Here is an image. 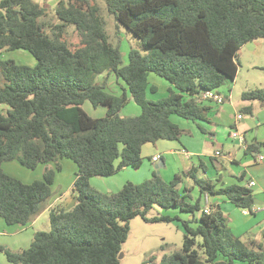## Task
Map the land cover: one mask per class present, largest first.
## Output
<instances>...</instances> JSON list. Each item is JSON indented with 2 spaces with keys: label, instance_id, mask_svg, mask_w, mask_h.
Listing matches in <instances>:
<instances>
[{
  "label": "trees",
  "instance_id": "1",
  "mask_svg": "<svg viewBox=\"0 0 264 264\" xmlns=\"http://www.w3.org/2000/svg\"><path fill=\"white\" fill-rule=\"evenodd\" d=\"M116 21L141 39L144 53L132 49L120 66L118 43L111 39L98 0H59L52 13L36 0H0V51L25 49L37 59L33 67L13 59L0 60V217L8 225L26 226L49 204L61 159L77 165L71 209H50V230L34 234L28 248L0 246L13 264H120L119 254L130 232V220L170 222L177 216H148L153 208H179L199 224L182 221V248L155 264H264V243H245L234 236L219 207L202 206L207 194H223L238 207L255 204L245 185L218 184L193 166L167 181L154 171L141 183L128 181L113 193L92 186L93 176H110L142 164V147L158 140H179L185 132L173 115L208 119L200 97L218 90L239 70L238 52L248 41L264 38V0H104ZM78 37L68 39V28ZM123 78L137 116H122L128 92L116 95L102 73ZM154 72L177 90L148 99V76ZM243 100L264 103V87L248 89ZM106 106L103 117L83 107ZM244 110L252 113V108ZM18 160L28 169L45 165L43 177L26 183L6 173L3 164ZM55 162V167L49 164ZM189 179L190 186H182ZM200 195L193 201L192 191ZM154 260V258H152Z\"/></svg>",
  "mask_w": 264,
  "mask_h": 264
},
{
  "label": "crops",
  "instance_id": "2",
  "mask_svg": "<svg viewBox=\"0 0 264 264\" xmlns=\"http://www.w3.org/2000/svg\"><path fill=\"white\" fill-rule=\"evenodd\" d=\"M243 49H247L252 55V59L247 62V70H264V38L248 41L238 52L239 70L236 77L230 80L233 83L238 81L241 69L245 65L242 58ZM228 89L233 94V89ZM245 90L248 89L245 88ZM218 91L225 98L223 103L219 104L212 100H202V104L209 109L208 119L197 121L185 119L192 122L193 126L183 127L185 132L179 140L161 139L156 143H146L142 147V164L140 167H125L110 176L117 175L121 171H130L129 169H134L135 171L141 169L144 159L143 153L145 152L151 165L148 169L144 170V174L138 175V172H123L126 173L123 174L124 176L107 182V188H110L109 191H105L102 187L103 182L96 180L95 176H93L90 180L92 186L102 192L113 193L117 192L121 188L120 186H123L128 181L139 183L141 182L140 178H149L156 171L153 165L156 166L157 170L161 168L159 173L164 179L170 180L182 171H187L193 166L204 164L207 170L205 172L200 171V175L213 179L218 186L239 184L249 187V183L254 181L255 184L250 188L256 199L264 201V159H260V156L264 155V103L258 100H233L232 94H227L221 88ZM246 107H251L252 113L246 112L244 110ZM239 114L242 115L240 119H238ZM233 129L239 130L246 136L249 149L246 150L238 142L232 140L231 132ZM218 151L220 152L219 154L217 153ZM155 156H159L157 161L153 160ZM60 163L62 169L57 172L64 171L65 166L69 162L61 159ZM9 165L23 171L15 162H10ZM49 166L55 167L56 164L55 162H51ZM39 167L40 165L36 169H39ZM3 169L6 173L13 174L12 171ZM41 169L33 177H30L31 179H25L26 181L24 180V182L30 183L35 179H41L45 166ZM72 169L76 170V167L72 166ZM21 180L23 181V179ZM56 181H58L57 176L55 183ZM190 183L189 179H185L182 186H190ZM70 186L73 189L74 183L73 185H68V188L60 196L49 201L44 211L30 223L34 225L47 210H50L59 201L62 202V206L65 209L73 208L77 203V199L76 192L74 189L72 191ZM62 188L63 186L60 185L59 189ZM193 191L197 193V197L200 195L197 187ZM203 201V207L214 206L220 208L223 215L228 219V224L234 236L240 237L245 243H248L252 238L264 243V203L261 205L256 204V211L245 213L243 208L238 207L223 194L207 193L202 198ZM158 208L160 209V207ZM183 213L188 214L187 218L183 219L175 215L179 218L176 221L182 223V221L191 220V225L195 227L199 224V218L202 214L201 210L197 211L195 215L188 212ZM0 223L2 222L0 221ZM239 264L249 263L240 262Z\"/></svg>",
  "mask_w": 264,
  "mask_h": 264
},
{
  "label": "rangeland",
  "instance_id": "3",
  "mask_svg": "<svg viewBox=\"0 0 264 264\" xmlns=\"http://www.w3.org/2000/svg\"><path fill=\"white\" fill-rule=\"evenodd\" d=\"M36 1L45 3L49 10H51L53 13L58 0ZM98 2L101 5L102 14L107 21L108 33L110 34L111 39H113L115 43H118V46L120 48L122 58L120 66H125L129 63V55L132 49H137L144 53V48L141 39L136 37L125 26L121 25L116 21L114 15L108 12L104 0H98ZM68 32V39L74 44H76L78 42L76 32L71 27L68 28ZM242 54V58L244 60L243 63L245 65L241 69L238 81L236 83H233L232 81H230L231 79H227L226 82L220 87L229 95L232 94V92H230L228 88L233 89V100H242L241 95L243 93L242 91H244L245 88L253 89L257 87H262V85H264V70L249 69L248 71L247 62L252 59V55L247 51V49H243ZM1 59H13L19 64L28 65L31 67L37 64V59L35 58V56L25 49L0 51V60ZM95 81L98 83L105 81L106 90L112 94L121 95L126 91L128 92V102L120 111L123 116H137L141 113L140 106L134 101L132 95L128 90L127 83L123 78L117 77L116 74L113 72H105L100 75H97L95 77ZM149 82L151 86L156 87V90L154 91L150 88H148L147 91L148 99L153 101L159 100L167 96L170 88L177 90L176 87L170 81H168L164 77L159 76L154 72L149 73ZM83 107L93 117H103L106 115L107 112L106 106L100 105L98 107H95L89 101H86L83 104ZM172 119L176 123H178L182 129H184L183 127L193 126L192 122L186 121L185 119L177 115H173ZM143 157V165L141 169L137 171H135L134 169H129L130 171H121L119 174L114 176H95V178L96 180H101L103 182L102 187L105 191H109L110 188H107V182L118 177L124 176L123 174L126 173L123 172H138V175L144 174V170L149 168L151 162L149 158H147L145 152L143 153ZM64 160L69 163L65 166L64 171L57 172L56 176L58 178V181H56V183H54V185L52 186L53 194L50 201L54 200L57 196H60L63 191L68 188V185H73L76 179V163L70 159ZM10 162H15V164L17 163L23 171H21L19 168H15V166L9 165ZM10 162H5L3 168H5L6 171H12L13 174L11 175L19 179H23V181L25 179H31L30 177H33V175H35L38 170L44 168L45 166L40 165L39 169H28L22 166L18 160H13ZM72 166H75L76 170L72 169ZM153 167L159 173L161 168L157 170L155 165H153ZM152 175L153 173L150 175V177H152ZM140 179L141 182L145 180L144 178ZM60 185L63 186L62 189H59ZM120 187L122 188L123 186ZM70 189L73 191L72 187ZM192 195L194 197L193 201H195V199L197 198V193L192 191ZM202 203H204V201ZM58 204L63 205L61 201H59L57 205ZM163 214H169L172 216L178 215L180 216V218L182 217L183 219H186L188 216V214L183 213V211H181L179 208H153L150 210L148 216L152 217ZM0 221L2 222L0 223V246L8 247L13 251H20L22 249L28 248L33 241L34 234L36 231L50 230L51 228L50 210H47L34 225L30 223L25 227L20 225H8L7 223H5L2 217H0ZM129 225L130 232L127 240L122 245V257L120 258V264H155L159 262L165 254H170L182 248L185 228L183 224L179 221H176V219L170 222H148L145 221L141 216H137L130 220ZM152 258H154V260ZM0 264H13L7 261L6 255L2 250H0Z\"/></svg>",
  "mask_w": 264,
  "mask_h": 264
},
{
  "label": "built area",
  "instance_id": "4",
  "mask_svg": "<svg viewBox=\"0 0 264 264\" xmlns=\"http://www.w3.org/2000/svg\"><path fill=\"white\" fill-rule=\"evenodd\" d=\"M212 100L216 103H223L225 101L224 96L218 91V90H207L204 93H202L201 97H200V101L202 100ZM242 118V115L239 114L238 115V119ZM231 137L233 138V140H235L236 142H238L239 145H241L243 148H245L246 150L249 149V145L247 143L246 140V136L240 132L237 129H233V131L231 132ZM218 154L220 153L219 151L217 152ZM159 159V156H155L153 158L154 161H157ZM260 159H264V155L260 156ZM255 184L254 181H251L249 183V187H252ZM205 211L208 212L209 207H204ZM257 209V205L252 206L251 208H246L244 209L245 213H250V212H254Z\"/></svg>",
  "mask_w": 264,
  "mask_h": 264
},
{
  "label": "water",
  "instance_id": "5",
  "mask_svg": "<svg viewBox=\"0 0 264 264\" xmlns=\"http://www.w3.org/2000/svg\"><path fill=\"white\" fill-rule=\"evenodd\" d=\"M264 203V201H261V200H258V199H255V204H258V205H261V204H263ZM122 257V254L120 253L119 254V259Z\"/></svg>",
  "mask_w": 264,
  "mask_h": 264
}]
</instances>
